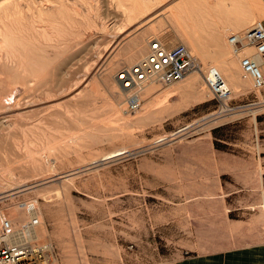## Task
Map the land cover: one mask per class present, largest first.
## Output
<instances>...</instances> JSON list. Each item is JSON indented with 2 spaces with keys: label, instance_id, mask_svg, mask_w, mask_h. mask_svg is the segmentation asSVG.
<instances>
[{
  "label": "rangeland",
  "instance_id": "1",
  "mask_svg": "<svg viewBox=\"0 0 264 264\" xmlns=\"http://www.w3.org/2000/svg\"><path fill=\"white\" fill-rule=\"evenodd\" d=\"M189 2L0 0V212L12 213L16 225L38 211L37 238L53 242L60 264H99L100 254L111 259L120 250L157 258L167 239L179 240L176 229L189 227L194 194L237 189L261 169L264 103H251L252 80L242 78L227 46L231 33L264 18V0H243L235 13L220 14L224 22L197 32L195 8L182 25L170 15ZM245 12L255 16L221 33ZM151 36L184 43L205 70L153 83L132 115L115 72L144 56ZM136 40L142 49L135 51ZM210 67L230 87L231 113L217 110L206 82ZM124 149L131 151L104 159ZM29 200L37 201L33 211ZM164 218L155 234L147 231ZM189 238L180 243L191 245Z\"/></svg>",
  "mask_w": 264,
  "mask_h": 264
},
{
  "label": "crops",
  "instance_id": "2",
  "mask_svg": "<svg viewBox=\"0 0 264 264\" xmlns=\"http://www.w3.org/2000/svg\"><path fill=\"white\" fill-rule=\"evenodd\" d=\"M261 21L264 22V18ZM151 85H148L150 89ZM262 91L264 89L261 90V96H264ZM242 96L248 99V93ZM168 98L175 101L177 95L170 94ZM257 98L258 95L254 93L251 100ZM188 108L189 106H185L165 115L162 122ZM258 115L263 117L264 110L258 112ZM259 127L264 136L263 123ZM261 145L262 148L257 151L261 169L259 172H252L254 179L245 177L239 182L237 189L232 190L222 185L221 189L215 191L194 194V202H190L194 212H188L186 216L189 227L185 230L180 227L176 229L179 240L175 241V237L167 239L171 242L168 244L170 246H165L162 251L158 250L157 258L147 256L146 253L143 256L139 249L120 250L118 256L111 259L104 253L100 254L99 264H264V139ZM237 190L238 196L234 195ZM167 223L166 218L159 222L151 221L147 231L155 234L157 226ZM184 234L189 235L191 245L180 243Z\"/></svg>",
  "mask_w": 264,
  "mask_h": 264
},
{
  "label": "built area",
  "instance_id": "3",
  "mask_svg": "<svg viewBox=\"0 0 264 264\" xmlns=\"http://www.w3.org/2000/svg\"><path fill=\"white\" fill-rule=\"evenodd\" d=\"M229 40L239 49L253 47L251 54L240 56L239 64L242 76L251 78L253 90L257 94L255 90L264 89V22L253 21L240 32L231 33ZM197 67L194 55L184 43L168 46L159 37L151 36L144 56L119 68L115 77L122 88L128 90L127 109L135 111L140 108L142 101L137 93L140 84L150 81L170 84ZM206 80L218 101L217 110H233L236 106L228 104L230 88L218 69L210 67ZM261 101L264 102V98L258 97L251 103ZM32 201L27 203L30 211L34 209ZM39 223L40 219L35 213L16 225L7 216H0V264H60L52 242L37 238L35 229Z\"/></svg>",
  "mask_w": 264,
  "mask_h": 264
},
{
  "label": "bare ground",
  "instance_id": "4",
  "mask_svg": "<svg viewBox=\"0 0 264 264\" xmlns=\"http://www.w3.org/2000/svg\"><path fill=\"white\" fill-rule=\"evenodd\" d=\"M190 1L187 5H180L179 6H176V7H173L170 9V15L172 17V19L176 20V22L179 24V25H182V22H183V18L184 17H192L193 14H192V11L193 9L195 8V25H196V30H201V28L207 24V22H224L223 19H220L219 17L222 18V16L220 14L223 13V15H226L227 13H235L236 10L238 9H241L242 6H243V0H216V2H211L209 0H187V2ZM195 6V7H194ZM242 12V11H240ZM239 12V13H240ZM226 13V14H225ZM243 15L242 16H239V17H236L235 16V21H233L231 23V25H228L226 27H223L224 28V31H222L221 33L224 34L226 30H229L230 28L229 27H234V28H239V27H243L245 26L254 16L255 14L254 13H248V12H245V13H242ZM220 15V16H219ZM218 18L220 20H218ZM227 28V29H226ZM197 32V31H196ZM236 33V32H235ZM219 43V48L221 49L222 52H225V44L222 42V41H218ZM227 45V44H226ZM140 46L139 45V41L136 40L134 41L133 43V46H132V49L133 50H140L142 48L138 47ZM230 48V52L232 53V56L235 57L236 59H239L240 60V56L242 54H251L253 52V47L251 46H245L243 48H238L236 47L232 42H230L229 38H228V46ZM197 64H198V67L195 68L194 70H197L198 73L200 72H203L205 69L201 66L202 64V59H195ZM233 62V61H232ZM234 63V64H233ZM232 65L233 67L235 66V62H233ZM115 64V63H114ZM112 70H113V67L110 66V73H108L109 75L112 74ZM192 70V71H194ZM192 71L188 72L183 78H181L180 80H183V79H193L195 75H190V76H187L189 73H191ZM219 71V70H218ZM220 72V71H219ZM222 75V74H221ZM225 75V74H224ZM242 75V74H241ZM187 76V78H186ZM207 76V75H206ZM224 78V77H223ZM242 78L244 79V77L242 76ZM249 78V77H248ZM248 78H245V79H248ZM225 80V79H224ZM226 81V80H225ZM229 81V80H228ZM118 82V81H117ZM207 82V80H206ZM119 83V82H118ZM153 83H157V82H153V81H150V82H145L143 84H140V86L137 87V93L139 95V98L142 100V91L145 89L144 91V95L147 94L148 92V89H150V87L148 85H151ZM227 84V82H226ZM120 85V84H119ZM208 85V84H207ZM228 85V84H227ZM121 86V85H120ZM147 87V88H146ZM122 88V86H121ZM230 88V87H229ZM123 91H125V93L127 94V89H124L122 88ZM119 97H121L120 95H118ZM261 103V102H260ZM264 103V102H262ZM141 104H142V101H141ZM141 107V106H140ZM140 108H138L137 110L135 111H131L133 113H130V112H127L129 114H132L134 115V113L136 114L138 111H139ZM227 108H221L220 111L224 110L223 112H226L225 114H228V113H231L233 112V110H226ZM114 117L118 118V119H123L127 122L129 121H132L131 120H128V119H125L121 114H118V115H115ZM188 128L189 127H185L183 129H180L176 135H180L181 133H185V132H188ZM126 151H131V149H124V150H121V151H118L116 153H112V154H109L107 156L104 157V159L106 158H111L112 156L115 157L116 155L118 154H123V153H126ZM34 203L33 207L35 210V206H36V202L37 201H32ZM40 219V223L36 226V229H35V234L36 236H39L38 232H37V228L39 226H41L42 224V220H41V215L38 211H35L34 212ZM1 215H13L12 213H9V214H3L2 212H0V216ZM43 227V226H42ZM42 233L44 234L45 233V230L44 228H42Z\"/></svg>",
  "mask_w": 264,
  "mask_h": 264
}]
</instances>
